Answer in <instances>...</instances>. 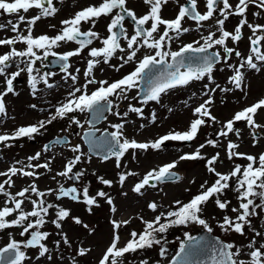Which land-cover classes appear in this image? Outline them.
I'll return each mask as SVG.
<instances>
[{
    "label": "snow or ice",
    "instance_id": "6c2138e0",
    "mask_svg": "<svg viewBox=\"0 0 264 264\" xmlns=\"http://www.w3.org/2000/svg\"><path fill=\"white\" fill-rule=\"evenodd\" d=\"M170 3H175L178 11L174 18L169 19L164 17L163 12ZM142 4L145 11L137 14L135 8L129 6L130 0H93L75 11L71 17L62 19L59 29L50 24L49 28L56 32L50 36L46 33L35 35L34 29L42 19L54 18L58 14L57 0H0V14L15 17L7 23H0V31L13 33L0 38V48L8 49L0 53V117L7 116L6 97L19 94L14 82L22 74H27V83L34 96L38 84L48 89L54 87L50 78L56 73L41 72L36 66L37 62L55 57L63 73L62 78L72 81L66 99L54 106V111H50L46 119L17 127L11 133L0 134V145L10 148L22 138L32 140L36 135H42L47 126L56 120H68L69 128L75 126L83 129L81 139L88 145L85 152L81 144H71L67 138L57 137L55 144L67 145L74 155L66 160L62 170L54 173L52 164L55 157L40 162L42 153L51 151L50 144L44 145L42 152L28 156L27 163L15 161L12 166L0 171V177L3 178L0 180V197H3L0 200V233H7L9 237L8 242L0 247V264H27L31 259L28 250H36L37 260L46 258L51 264L55 255L61 264H65L62 246L72 248V240L64 230L66 223L78 226L89 236H94V227L85 223L80 216L73 215L70 207L57 203L64 200L84 205L89 215H93V210L101 206V201L109 206L113 214L109 220L112 226L111 237L97 264H125L128 255L142 253L158 245L159 255L164 258L167 254V248L163 246L167 242L165 234L173 228L195 225L211 234L213 228L209 219L205 218L210 203L223 213L220 219L212 217L220 231L225 235L235 234L245 238V242L238 244L234 240H223L220 237L208 239L185 231L179 250L168 264H264V228H257L253 223L254 217L264 215V152L252 155L239 151L241 143L237 141L242 142L243 129L236 127L237 123L245 125L253 147L264 139V123L257 119L264 112V97L234 111L226 120L213 114L217 92L225 98L237 91L247 97L250 89L247 73L259 74L264 71V23L250 22L248 18L249 13L255 18H264V0H185L184 3H180V0H142ZM253 8L256 11H251ZM32 10H35V14L27 15ZM232 17L238 18V22L229 30L227 22ZM102 19L108 21L106 35L95 30ZM186 20L193 21L197 31L203 30L206 22L212 23L208 25L206 35L202 34L199 39L183 43L178 50H172V44L192 30L184 26ZM128 23L131 24V32ZM84 25L89 27L85 29ZM245 28L251 33L247 37V54L239 50L240 42L245 39ZM96 42L99 47L93 46ZM18 44L24 47L17 48ZM68 44H75L76 47L63 52L55 50ZM85 51V68L83 71L75 68L73 72L72 58L84 59ZM113 59H118L120 63L112 64ZM101 64L115 71L129 64H135V67L121 78L109 82L107 79L96 78V69ZM221 65L219 70L227 73L223 86L216 82L214 75L217 66ZM12 67L16 70L9 71ZM81 71L83 83H79ZM100 71L103 69L100 68ZM205 79L208 83L204 84L202 95L206 98L192 108L194 118L186 130H172L146 141H138L126 135L130 113L137 118H144V108L130 101L138 100L141 105L150 102L159 104L162 96L171 90ZM93 85L96 87L91 88ZM133 90H136V96L129 95ZM123 101L129 103L127 110L121 112L120 104ZM224 102L221 100L222 104ZM30 107L36 109L37 106L32 104ZM77 113L90 114L91 119L81 122ZM108 114L119 120L117 123H109L112 130L96 127L100 121L108 120ZM156 120V113L153 112L149 123H155ZM216 125L219 128L215 131V138L209 137L192 151L181 154L178 159L148 170L131 186L132 193L143 196L147 189H156L158 184L181 181L183 177L173 171L181 161H204L207 173L214 179L202 182L187 202L175 200L164 211L160 210L162 206L155 201L149 202L147 208L156 213L152 219H145L142 215L116 219L115 213L118 210L113 196L103 189L92 194L90 184L84 183L87 169L77 168L82 163H91L93 156L101 162L114 159L117 169L126 168L123 161L129 153L134 160H138L140 153L160 151L166 142L191 144L199 138L202 128ZM144 127V124L140 125L141 129ZM231 136H235L236 140L231 139ZM208 147L224 151L233 167L227 172L218 170L223 167L220 151L207 156L204 149ZM238 159L247 163H235ZM39 169L53 173L51 180L57 187L42 190L37 181L43 177L44 172ZM93 175L99 184L109 189L113 187V180L96 175L95 172ZM137 175L132 170L117 173L118 180L115 183L121 189L120 195L127 197L128 192L123 191L125 184L130 177ZM14 177L27 178L30 182L12 192L11 189L15 187ZM58 177L72 183L66 186ZM190 183H195V180ZM228 191L236 194L238 207L230 208L231 200L223 198ZM49 197L54 200L49 201ZM229 208L235 215L228 214ZM132 219H138L143 228L139 232L132 230L124 240L120 229L130 225ZM261 223L264 224V220ZM48 224L55 228V235L59 237L53 241L55 253L48 246L53 235L45 230ZM12 230H17L21 239H16ZM91 251L90 247L80 241L74 253H70L66 264H80L78 257H85ZM202 255H207L208 259H201ZM128 264L132 262L128 261ZM139 264L150 262L143 258Z\"/></svg>",
    "mask_w": 264,
    "mask_h": 264
},
{
    "label": "rangeland",
    "instance_id": "374dc122",
    "mask_svg": "<svg viewBox=\"0 0 264 264\" xmlns=\"http://www.w3.org/2000/svg\"><path fill=\"white\" fill-rule=\"evenodd\" d=\"M93 0H57V7L59 8L58 14L54 18L42 19L39 21L34 29L35 35L48 34L50 36L55 35V30L49 28L50 24H54L57 26V29L60 27V21L62 19H66L71 17L75 11L79 8L87 6L89 3H92ZM130 7L132 5L130 4ZM133 7L137 10V5H133ZM175 10V9H174ZM139 11V10H137ZM252 11V10H251ZM35 10L30 11L27 15H34ZM249 21L264 23V18H255L249 13ZM9 19H15L14 16H9L7 14H0V23H7ZM106 20L102 19L96 26V31L99 33L105 34L106 29L104 30L103 25ZM189 23L187 26H189ZM23 28L24 25H21ZM89 25H84V28L87 29ZM250 31L245 28L244 36L240 42L239 50L242 53L247 54L248 50V40L247 37L250 35ZM13 35L10 31H0V38H6L8 36ZM194 36V34H192ZM200 37V36H199ZM193 39L194 37H190L187 35L186 39ZM93 46H99V43H94ZM23 45L18 44L17 48H23ZM76 47L75 44H68L61 48L55 49L56 51H67ZM173 48V46H172ZM7 48H0V53L7 51ZM84 59L81 58H72V64L74 72L75 68H80L82 71L86 66V58L87 51L84 52ZM233 62L235 63V57H233ZM112 64H119L120 61L118 59H113L111 61ZM40 69V62H37L36 65ZM129 66H132L129 65ZM126 66V67H129ZM221 66H217V70L215 71V79L216 82L221 84L222 86L226 82L227 73L221 72L219 68ZM100 68L103 71H100ZM15 67L9 69V71H15ZM121 71H115L113 68L108 65L101 64L96 69V77L100 79L101 77H105L107 79H118V75L122 74ZM41 72H54L56 75L50 78V83L54 85L53 88L48 89L43 84H38V91L36 95H32L31 89L27 83V74H22L17 80L14 82V86L16 91L19 93L18 95H11L6 97L7 103V116L0 117V134L5 132L11 133L17 127L26 126L29 124H35L37 121L46 119L48 113L50 111H54V106L62 103L67 96L68 91L72 87L71 80L63 79V73L60 72V69L55 67H50L46 69H40ZM82 71L79 78V83H83V75ZM247 80L250 83V89L248 90V95L245 97L241 92L230 93L227 98L223 96V94L217 92L216 93V102L213 108V114L216 115L221 120H226L230 118L234 111L244 107L246 104H250L257 100L260 97H264V71L257 74L255 72L247 73ZM2 81V78H0ZM208 83L205 79L203 81H195L190 85L177 88L171 90L169 93L164 94L161 98V103L150 102L148 105H141L138 100L130 101L136 106H142L144 108V118L140 119L135 116V114H129V123L126 126L125 133L129 138H135L138 141H146V140H154L161 135L166 134L169 131H184L187 129L191 119H193L192 108L197 106L202 100L206 97L202 95L204 91V84ZM93 88V86H91ZM91 90V89H90ZM136 90H133L129 95L136 96ZM221 100H225L222 104ZM187 102V106H186ZM129 101H123L120 104V111L127 110V104ZM35 104L37 107L33 109L30 105ZM171 108L172 111L169 112L168 109ZM155 112L157 116V120L155 123H149L151 118V114ZM77 118L84 122L87 120V113L80 114L77 113ZM258 122L264 123V112H262L258 117ZM119 120L110 114H108L107 121H101L97 126L100 129L109 128V123H117ZM68 120H56L51 125L47 126V129L43 132L42 135H36L34 139L29 140L28 138H22L13 143V146L10 148H5L3 145H0V171L6 170L8 167L12 166L15 161H21L22 163H27L26 158L30 155L35 154L36 152H42L44 147V142L52 138L53 136H62L66 134L68 140H70L71 144H81L82 149L87 152V147L81 139L83 129L77 128L73 126L72 128L68 127ZM144 124V128H140V125ZM88 125L85 124V128ZM236 127L243 129V140L237 141L241 143V147L239 151L249 153L252 155H257L260 152H264V139L260 141V143L253 147L252 139L249 135V130L245 127L243 123H237ZM219 128V125L214 127H204L201 129L199 133V138L189 144L188 142H178V141H170L166 142L165 146L160 151H148L147 153H140L139 159L134 160L131 154H127L124 158L123 164L126 165V168L117 169L115 167V161L109 160L107 162H101L98 157L93 156L91 163H82L77 166V168H86L88 175L84 179V183L90 184V192L95 194V192L99 189H103L108 191L114 198L115 205L117 207V212L115 213L116 219H128L130 217H136L137 215H142L145 219H152L156 213L151 212L147 208V204L149 202L155 201L159 205H161V211L166 210L173 201L181 200L187 202L188 199L191 198V195L195 194L199 188V185L208 180L211 182L214 177L207 173L204 167V161H181L177 168L174 169L177 171L183 179L179 182H165L157 185L156 189H147L143 196H138L135 193L131 192V186L141 179L143 175L150 169L158 167L162 164L171 162L173 160L178 159V157L185 153L192 151L199 143L204 142L207 138H215V131ZM79 133V135H77ZM231 139L236 140L235 136H231ZM52 149L50 152L42 153L41 163H43L49 157H55L53 160L52 168L53 173L55 171H60L63 169V165L67 159L72 158L74 155L67 145H57L55 143H51ZM217 151H220L221 158L223 160V167L218 168V170L222 172H227L233 167V163L228 161L224 151L221 149H213L208 147L204 149V153L207 156H211L215 154ZM235 163H239L244 165L247 161L238 159ZM19 166V165H17ZM132 170L138 173L135 177H130L125 184L123 191L128 192L127 197L120 195L121 189L118 183L115 181L118 180L117 173L119 171ZM38 171L44 172L43 169H39ZM93 172L96 175L103 176L106 179H111L114 181V185L112 188H106L105 186L99 184L96 180V176L93 175ZM53 173L44 172L43 177L37 181L39 187L43 190L48 187L55 188L57 187L56 183L51 180V175ZM61 179L62 178H57ZM0 180H3L0 177ZM15 187L11 189L12 192L18 191L19 189L25 187L30 182L27 178H19L14 177ZM195 180V183H190V181ZM65 185H69L71 181L62 180ZM185 189H189V191H185ZM226 199L231 200V207H238V202L236 200V194L232 191H228L225 195ZM3 197H0L2 200ZM49 201H53V197L48 198ZM65 207H70L72 209L73 215L80 216L85 223H88L90 226L96 229L94 236H89L87 232H85L82 228L78 226L71 225L70 223H66L64 230L68 233L70 240H72V248L68 249L63 247V255L65 256V264L70 257V253H74L75 249L78 247L80 241L84 242V246L90 247L92 251L85 257H78L80 264H97V260L102 253V250L106 247L109 239L111 237L112 226L109 223V220L112 218L113 214L109 210V206L105 204L103 201L100 202L101 206L99 208H95L93 210L94 214L89 215L82 204H75L71 201L64 200L61 202ZM30 207V205L28 206ZM229 208L228 214L235 215L231 213ZM223 213H221L218 209L215 208L214 204H209L208 208L205 212V218L209 219V223L213 228V233L221 236L225 240H234L238 244L245 242V238L239 237L235 234L225 235L220 231V229L216 226V220L212 219L215 217L216 219H220ZM264 220V215L261 217H254L253 223L257 226V228H264V224L261 221ZM143 225L138 219H132L130 225L126 228L120 229V234L126 240L128 238V233L132 230H136L137 232L141 231ZM188 230L190 234H194L196 231L201 229L200 226L189 225L187 228H180L178 231L176 228L170 229L172 230L169 236H165V240L167 241L163 246L167 248L166 257L161 258L159 255L160 246H155L153 249H148L142 253H137L135 255H128L125 261V264H128V261H131L132 264H139V260L143 258H147L150 264H164L170 260L172 257L171 247L176 246L179 247L180 241L183 239L184 231ZM53 233L48 241V246L52 249L53 253H55V248L53 247V241L58 239L59 237L55 235V228L48 224L46 229ZM14 232L16 239H21L18 235L17 230H12ZM168 235V234H166ZM7 233H0V247H3L8 242ZM123 243V241H122ZM28 255L31 259L27 262V264H50L46 258L36 259L37 252L36 250H28ZM51 264H61V261L56 258L54 255V259Z\"/></svg>",
    "mask_w": 264,
    "mask_h": 264
},
{
    "label": "flooded vegetation",
    "instance_id": "af4514ba",
    "mask_svg": "<svg viewBox=\"0 0 264 264\" xmlns=\"http://www.w3.org/2000/svg\"><path fill=\"white\" fill-rule=\"evenodd\" d=\"M185 2V0H180V3H184ZM130 4L132 5V7H133V5L135 4V5H137V10H139V11H137L136 9V12H137V14H143V12L145 11V8H144V6H143V4H142V0H130ZM130 6V5H129ZM175 9V10H174ZM204 9H203V6H201V11H203ZM178 11V6L175 4V3H170L166 8H165V10H164V12H163V15H164V17L165 18H174V16H175V14H176V12ZM252 11H256V9H252ZM107 20L105 21V23H104V25H103V28H104V30L106 29V24H107ZM238 22V18H236V17H232V18H230V20H229V22H227V27H228V29L229 30H232V28L234 27V25L236 24ZM189 23H193V24H190L189 26H187ZM212 22L211 21H209V22H206L205 23V27H204V29L203 30H201V31H197L196 30V25L194 24V22L193 21H190V20H186L185 22H184V26L185 27H189L190 29H192L189 33H186V34H184L182 37H181V39L180 40H178V41H175L173 44H172V46H173V48H172V50H178V48L180 47V46H182V44L183 43H190V42H192L193 40H196V39H199V36H201L202 34L203 35H206L207 34V31H208V25L209 24H211ZM127 26H128V28H129V31L131 32V24L130 23H128L127 24ZM192 34H194V36L192 35ZM102 35H106V33L105 34H102ZM187 35H190V37H194L192 40L191 39H189V38H187L186 39V37H187ZM100 46V45H99ZM99 46H97V47H99ZM57 52H60V51H57ZM143 53H141L140 55H142ZM47 61H49L48 59L46 60V61H42V62H40V69L42 70V66H43V64H46L45 62H47ZM86 64V63H85ZM129 65H131V64H129ZM129 65H126V66H129ZM126 66H124L123 68H124V70L121 72L122 74H119L118 75V79L119 78H121L123 75H126L128 72H130V71H132L133 69H134V67H135V64H132V66H129V67H126ZM55 68H58V69H60V67H55ZM123 68H121L120 69V71L123 69ZM97 78V77H96ZM100 79H107V78H105V77H101ZM109 82H111V81H113V80H116V79H107ZM94 87H96L95 85H93V88Z\"/></svg>",
    "mask_w": 264,
    "mask_h": 264
},
{
    "label": "water",
    "instance_id": "95a60500",
    "mask_svg": "<svg viewBox=\"0 0 264 264\" xmlns=\"http://www.w3.org/2000/svg\"><path fill=\"white\" fill-rule=\"evenodd\" d=\"M48 59H49V63L44 64V65L42 66V68L55 67V66L60 67V66H59V62L56 61V58H55V57H49ZM142 87H143V84H141V88H142ZM88 119H91L90 114H88ZM109 131H110V130H109ZM82 135H83V133H82ZM57 137H64V138H67V139H68V137H67L66 135H62V136H58V135H56V136L50 138L48 141H46V142H45V145H46V144H50V145H51V143H55V140H56ZM85 145H86L87 150H88V145H87L86 143H85ZM173 171H174V170H173ZM175 172L178 173L177 171H175ZM178 174H179V173H178ZM179 175H180V174H179ZM193 235H194V236H203V237H206V238H208V239H211V238H213V237H220L221 239L225 240L224 238H222L221 236H219V235H217V234H215V233H213V232H212L211 234L205 232L202 228L199 229V230H198L196 233H194ZM170 250H171V252L173 253V255H175V253L179 250V247L177 248L176 246H172ZM173 255H172V256H173ZM200 258H201V259H204V260H207V259H208V256H207V255H202ZM165 264H168V262H166Z\"/></svg>",
    "mask_w": 264,
    "mask_h": 264
},
{
    "label": "trees",
    "instance_id": "16d2710c",
    "mask_svg": "<svg viewBox=\"0 0 264 264\" xmlns=\"http://www.w3.org/2000/svg\"><path fill=\"white\" fill-rule=\"evenodd\" d=\"M180 228H184V227H179V228H176L178 231H180ZM183 231L185 232V231H188V230H185V229H183ZM171 232H172V230H169L166 234H168V235H166L165 234V236H169L170 234H171Z\"/></svg>",
    "mask_w": 264,
    "mask_h": 264
}]
</instances>
